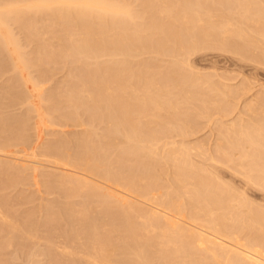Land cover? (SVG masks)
I'll use <instances>...</instances> for the list:
<instances>
[{
  "label": "bare ground",
  "instance_id": "obj_1",
  "mask_svg": "<svg viewBox=\"0 0 264 264\" xmlns=\"http://www.w3.org/2000/svg\"><path fill=\"white\" fill-rule=\"evenodd\" d=\"M130 1H133V0H129V1L128 0H0V48L3 47L7 52H8L9 45H11V48H12L14 44L17 48H19L18 43H16L17 41L16 42L11 41L10 37H8L7 33L5 32L9 28V25H10L9 21L19 24L20 27L25 29L26 31L27 30L30 31L28 28H31L32 25L35 23L33 16L35 18L37 16H39V18L42 17L41 19L45 17L47 20V23L52 24V25L54 24V26L58 25L60 27V28L58 27L60 29L59 31L60 35L54 36L55 35L54 34L53 35L54 37L52 38V39H55V42L57 45H54L50 42H49L50 44L45 43L43 41L44 42L43 45L40 44L41 46H36L35 48L38 47V50H39V47H41V51L38 52V54L40 55L38 58L44 56L42 59H44L45 61H52V60H57L65 56L66 58L69 59L72 65L76 66L74 68H77V70H79L76 74L73 73L74 75L70 73L73 75L72 79L74 80L75 83L72 81L74 84L69 83L66 89H65L66 85L64 86V88L61 87L63 88V90L60 91L62 92L61 93L62 96H60L61 94L57 95L55 91L54 93L52 92L54 94L53 96L55 97L60 96L59 99L61 100L62 98L64 100V102H62L61 100L60 103H66V107L69 110V112H67V115L64 112L62 119H66V122L68 118H69V121L70 120L73 121V116L74 117L76 116L72 115L71 111H74V114L78 113V115H80L83 112L81 116L85 114V116L88 117L87 120L90 118V120H88L89 122L92 120L93 123L100 122L102 123V125L105 123L106 128L104 129V133L101 134V131H102L101 130L100 131L101 135L99 134L98 136V134L96 135L93 133L94 130L90 132V130L92 129L85 131L88 121L80 120V122L85 121L84 124L86 126L85 128L83 127L85 132L84 134H81L82 137L79 136L80 138H82L81 140L79 139V137L75 138L77 139V141L78 140L80 141L79 144L78 142L75 141L77 143V146H73V145H76V144H73L72 145L73 147L72 146L70 147L71 143L68 142L69 150L71 148H74V150L71 149L70 152H68L65 149V147L67 146L66 145L67 143H65V145L60 144L61 142H64L65 139L64 141L59 140L58 141L59 144L56 141L55 143H53L54 145H56L57 143L58 147L57 146L54 147V145L51 147L50 145V148H49L50 150L48 148L45 149V150L47 149L49 150V151L47 150V155L51 153L48 156H52L51 158L54 159L57 164L63 166V168L67 167L69 169L68 172L65 171L67 173V176L63 173V175H65L66 178L63 179V177L60 175L59 176L61 178L57 176H56L57 178L53 177V180H56L54 181L57 184L56 186H59L60 188L61 187L63 188L66 186L68 188V189L64 188L66 191L68 190V192L70 191L73 194L74 193H78V195L80 194V196L83 197L85 200V203L81 204V206L86 204V207H87V204L88 205L95 204L97 207H99V209L101 208L100 210H98L97 213H99V211L104 212V210L105 211L107 210V214H108L109 212L108 210H111L112 212L110 211V213L108 214L110 219H107V218L106 219L110 221L112 220V222L116 221L114 223L118 225L120 224L123 227L122 230L125 233V237L122 236L123 238L121 239L117 238L118 241L117 240L113 241L111 240V238H109V234L103 235L102 234L103 232L100 233L98 230V225H96V223H98L99 220L97 219L96 221L95 218L99 217L100 219V216L102 215L103 212H101L100 216L98 214L95 218L93 217L95 221L93 220V218L92 220L90 218V221H89V218H87V216L86 217L84 216L85 218H82L79 221L82 222V227H84V229L82 230L83 233L81 232L82 236H85L87 238L88 244L86 245L81 244L82 246H79V248L80 247L82 248V250H80V253H81L80 255H82L81 257L87 262V264H264V209L262 210L260 207H256L257 204H258L257 206H260V203H257V204L255 203V207L252 205V203L251 204L248 203V201L246 200L247 195L244 196L243 192L235 193L233 191H236V190L228 189V186H225L227 184L224 180L223 182H225V185H223L224 184L223 182H220V180H218L219 178H218L217 173H214L215 175L212 173L213 180H215L216 178L217 183L220 182L219 185H221L222 183L224 188L222 186L218 187L217 186L218 184H215L216 181L212 180L211 181L212 183H211L208 180V178L212 175L209 173L210 176L208 175L209 177L207 178L208 172L206 170V166L204 165L203 167V170L204 168L206 170L204 171V173L206 172L205 173L206 175H205L204 173H202L203 171L202 169L200 172L199 171L200 169L197 170L198 168H195L196 166L193 165L192 162L194 161L190 159L191 152L189 154V151H191L190 150L191 147H188L189 149H187L185 147V144H180L178 146V144L175 145L173 142H172L173 144L170 143L171 141L170 142L168 141V143L165 142L164 143L165 145L163 144L162 141H165V140H162V139L163 138L167 139L168 137L170 139L171 138L170 136L173 132H174L173 134L177 133V136H182L184 138L187 132L192 128V125L189 126V122L191 124V121L193 120L188 121V118H187L189 116L188 114H187L188 115L187 117H186V114H184L185 117L179 120V113H178L179 109H178V106L176 105L181 106L180 101L179 102L175 101L174 104L172 101H169L170 100L169 97L171 96V95L169 96V92H167L169 97L168 96H167L168 98L165 97V99L167 98V100L166 102H164L163 100L164 98L161 97L160 95L166 96L167 93L162 94L163 93L162 92L161 94H158V92L157 93L155 92V89L152 90V87H155L156 76H158L159 73H160L159 75H162V74L161 72H159L154 77V75H152L153 73H151L153 72V70H151L152 68H150L151 63L148 64L147 61L146 63L143 61H142L143 63H140L141 62L140 61L139 62L140 64H138V66L136 67L133 66L135 64L132 65L133 67L130 64L131 62L130 58H133L135 53H136L135 55H137L139 53L142 54V53L148 52L146 54L150 55V52H153L154 54L158 53L159 55L160 54L159 52H162L163 54L164 53H166L167 55L169 54L168 56H171V60H172L173 59L172 56L174 54L178 55L179 53H181L182 57L183 55L184 56L186 55L187 57L189 54L192 55L193 53H195V51H198V50L200 51L203 49L207 50L206 47L214 48V47L219 46L218 49L220 47H223L224 48L223 50L227 51L225 49L227 48L230 51V49H234L237 45H239L237 43L242 42V41L246 42V40L250 38L248 36L249 35L248 33H250L251 30L250 28H248L247 24H246L247 25L246 29H249L250 31L248 30L249 31L248 32L246 31V29L244 30L243 28L245 27V24L243 26L242 25L243 23L247 22L250 25V22H251V25L252 24L256 25L261 21V19L262 21L264 20V18H262L264 17V13H261L262 11H264L263 9L264 7L262 8L260 7L261 10L263 9L261 12L259 11L260 9L256 10L257 8L252 4L256 2V0L254 1L252 0L251 4H249L250 0H135V2H131V3ZM259 1H261V3ZM259 1L257 4L256 3L255 4L262 6V0H259ZM135 4L137 5L135 6ZM132 5H134L135 8ZM263 6H264V2H263ZM253 7H255V10L257 12L254 10H253L254 12H252L251 9ZM31 13L33 14L30 15ZM236 19L239 25L238 27L234 23L236 22ZM7 24H9L8 28H7ZM263 24H264V21L262 22V26ZM241 25L243 27H240ZM253 25L252 27H254ZM260 26H261V22L258 25L257 29H259ZM262 26L261 28L264 27ZM256 27L257 26H255L254 27L255 30L252 31V33L255 32L254 33L255 35H256V32L257 34H259L261 30L260 28L259 32L256 31ZM32 28L35 29L34 25ZM251 29L253 30V28ZM263 30L264 29H262V31ZM9 31L11 32V30ZM35 33L33 34L31 33V34L35 35ZM36 34L40 35V33H36ZM260 34L258 37L263 39V37L261 36H263L264 34H262L261 36ZM247 36L248 38H246ZM13 39L15 40V38ZM250 39L247 41L248 43L251 42ZM40 40L41 39L38 38V41ZM251 40L253 42V39ZM246 43H245L246 46L249 45ZM243 47H245L244 44H243ZM251 47L255 48V43H254V47L252 46V43H251ZM238 48L237 47L235 48L236 50L235 52H233V54L236 53ZM239 49H242V48H239ZM239 49H238V52L241 51ZM243 49H245L246 51V47ZM155 50H157L156 51L157 53L155 52ZM229 51H227V53ZM248 52L249 50L243 53L247 54ZM229 53H232V51ZM140 54L138 55L139 57H140ZM236 54L240 55L238 53ZM35 56L34 57L32 56V57L35 58ZM261 56H264V55L261 54ZM23 57H26V56H22V57L20 56L18 60L20 59L21 61L22 59L21 62L22 64H24V66H26L27 63L28 64L31 63V61L33 60V58L32 60L28 59L29 57L26 58L25 60V58ZM150 57L152 56L150 55ZM7 58L9 59V57ZM100 59L101 60L103 59V60L101 61ZM11 61L12 60H10L9 62ZM34 61L36 62V59ZM150 61L152 62L153 59L151 60L150 58ZM173 62H175V60ZM15 63L16 62H14L13 64L15 65ZM14 65H13V68L15 67V69L13 71L16 72L15 70L18 65L17 66H14ZM174 65L175 64H173V67H175ZM50 71L52 70L50 69ZM155 71L156 70H154V73H156L158 70L156 72ZM171 72L169 76L167 74L168 71H166V73L163 74L164 77H162V79L163 78L167 79V82L170 84L169 86H173V87H176L177 89L178 88L181 89V92L183 91V96H182L183 98L181 97L183 100L188 95V93H191L192 95L194 91L196 92V94L194 93V95H197L196 98L198 97V95L202 96L200 92H199L200 94L197 93L201 89L197 90V87H195L196 84L192 83L194 82L193 80L190 79L192 82L190 83V81H188L187 84H186L187 81L180 82V80L177 81L176 78L173 80L174 74L171 75ZM70 74H68V79L70 77ZM171 76H173L172 79L170 78ZM133 79H135L136 83H140L138 84V86L141 85L139 86L140 88H138L137 85L136 87L138 88L137 91L139 92H141L142 91L141 89H143L142 91L143 95H141L142 97H138L139 95L136 94L137 91L135 90L137 88L134 87L135 85L134 86L131 85V82ZM65 80H66V77H65ZM197 80L195 79L196 82ZM18 82L20 81L18 80ZM189 84H192V85L190 86ZM60 85H62V83ZM188 85L190 86L189 88L187 87ZM19 87H21V85L18 86V88ZM162 87L165 88L164 86H160L159 88L156 89V91H159V89L162 91L161 89ZM194 87L196 88V90L194 89ZM132 89L135 91H131L132 94L129 92V94L127 95L128 91ZM191 89L194 91H191ZM228 89L229 88H227V91L228 93H230L229 91L231 90L230 89L228 90ZM6 91H8V89ZM153 91L155 92V94L153 93ZM178 91H177V95L179 94ZM184 92L187 93V95L185 94L184 96ZM23 93L21 92L20 96H22ZM2 94L4 95L5 93L2 92ZM191 95H189L190 99L191 98L194 99L195 96L193 97L192 95L191 97ZM58 97H57V100H58ZM160 97L161 99L162 98L163 99L159 100ZM22 98L23 100L24 99L26 100L25 95L24 97L22 96ZM173 99H176V98L173 97ZM187 99L190 101L188 96H187ZM188 100H185V102L188 103ZM182 101L181 103L184 104V102ZM53 105L55 106V104ZM182 107L184 108V106ZM63 108H61V111ZM186 109L188 110V107ZM55 110H58V109H55ZM161 110H164V113L167 112V116L169 117L167 120L166 119L161 120L160 118L157 119L156 117L157 112L159 111L161 112ZM220 110H222L221 107H220ZM174 112H177L178 116L174 114ZM70 113L72 116L71 115L68 116ZM28 115L26 116V119H28L27 118L29 117ZM60 115L62 114L60 113ZM173 115H174V118L177 117L176 120H174ZM184 115L180 114V116H184ZM66 116L68 118H66ZM81 116H79L78 119H80ZM70 117L72 119H70ZM153 118H156L154 122L152 121ZM189 118H192V117L190 116ZM74 119L77 120V118H74ZM144 119H149V120L145 121ZM177 119H178L179 124L176 122L178 125H175L174 123L175 121H177ZM75 120L74 122H77V124L80 123L78 120L77 121ZM63 121L65 122V120ZM154 123H156L157 125H152ZM10 124H13V123H10ZM21 124L22 123L20 122V125ZM260 124H258V126H260ZM262 124L264 125V122H262ZM7 125H6V128H7ZM81 125L82 123H80V126ZM242 125H243V129L245 130H243L241 127L239 129L235 128V130L236 129L239 130V131L236 130L238 131L239 134L236 133L237 134L236 136L230 135L231 137L234 136V137L239 138V140H236V138L235 139L231 138L228 141L224 140V137L228 132V129L227 130L225 129L226 132L224 134V137H222L221 139H222V142L224 141L226 144L223 143L222 145L223 146L226 145V147H229V150L226 147H225L226 150H223L225 148L219 143L218 147H220L219 145H221V148L218 150L216 149V150L217 151L220 150L221 152V149H222V152L220 153L221 156H219L218 160H216L210 157L212 156V154L211 155L207 154L210 157V159L209 157L207 158L209 159L207 161L211 160L210 163L213 161H214L213 163L215 162L222 163V160H223L227 162L228 164H230L232 161H235V160H232V157H233L231 156L232 152L230 154L231 149L233 150L237 149L239 152L238 148H240L241 153L240 154L238 153L240 156L237 155L238 156L237 158H239L238 159L239 161H235L236 163L238 162L237 163L238 167H235V169L239 168L240 166V170L245 173L246 179L244 177L243 179H245V181L248 182L246 184L250 185L249 183H251V184L258 186V188L260 187L261 190H264V155L263 154L261 155L259 153V150H261L264 153L263 151L264 150V130H262L264 126L260 128L261 130H256L257 127L256 126L254 127L253 125L250 124L255 129H252V127H250L249 125V128H248L249 130H247L248 124H246V127L244 124H241V126ZM16 127L20 128L19 125ZM240 129H242L243 132L242 130L240 131ZM232 131H234V129ZM16 132L15 134H17ZM96 132L97 131H95V133ZM230 132L228 133L230 134ZM234 132H232L231 134H234ZM2 134L4 135V132ZM230 136L226 135V137H228L226 139H229ZM9 137H11V135ZM70 138H73V137L71 136ZM234 140H236L237 142H234ZM171 145L173 146L171 147ZM0 146L2 147L0 148V152H1L3 151L1 150L3 149V146L1 143H0ZM165 146H167L168 148L163 150ZM244 146H248L249 149L248 147H246L247 149L245 150L247 151L242 152L241 150L242 149L244 150ZM159 148L160 150L162 148L161 151L164 153V155L163 153L160 155ZM250 148H251V151H249ZM111 149H113L112 150L113 154L111 152ZM114 149L116 151H114ZM45 150H44V153L46 152ZM109 150L112 156L115 155L114 157H112L110 153L108 155ZM157 152H159V154ZM108 156H111V158H113L114 161H112L113 159L109 160ZM222 156H223L222 160L219 161L220 160L219 158H221ZM106 160L108 161L110 165H108V163L105 162ZM103 162H105L106 164ZM112 163L114 165H112ZM164 164H167L165 166L169 165V168L171 169L170 173L173 174V176L171 177V181H170L171 183L170 185H168L170 189L168 187H164L163 189L166 190V193L165 194L158 193L159 196L162 195L164 199L159 200L160 198L158 196V199L153 201V197H154L153 194L155 193L156 190H158L157 188L160 185L159 182L162 179L161 176L164 174L166 175V172L165 173L163 172L165 170ZM222 165H225V164L222 163ZM225 166L227 167V165ZM35 168L37 169V167ZM165 168L168 169V167H165ZM167 169L165 171H167ZM211 169H208V170H211ZM235 169H234V173L236 171ZM215 171L216 170H214V172ZM237 171L236 173L240 174L238 173L240 171L238 172ZM69 173L70 175L68 176ZM230 173H233V171L231 172L230 170ZM160 174L162 175L160 176ZM200 174H204L206 177L203 175H201L203 176L201 177ZM159 176L161 179H159ZM167 177L168 175L166 176V178ZM168 179L170 178H167V180ZM209 179H212V178H209ZM213 182H215L214 185H213ZM241 183H244V182H241ZM183 184H185L186 186H184ZM164 185H166V182ZM254 185H251V186H254ZM64 189H63V192H64ZM167 189H169L170 191L169 190L167 191ZM109 192L110 194L112 192V194L110 195ZM182 193L184 195L187 194L185 196L187 197L185 198V200L187 199L186 201L184 200L182 201V199L184 198L183 197L184 195ZM81 194H83V196ZM128 194L141 197L145 201L147 200L150 203L155 202L154 205H152L154 208L152 210L149 209L150 211H148L145 208L147 211H143V210H136L132 208L131 204H130L131 206L129 205L130 207L128 205H127L128 207L125 206L126 205L125 201L127 200V204H128L127 198L130 197ZM181 194L183 196H181ZM73 196H76V194ZM77 197L79 198V196ZM123 201L125 205L123 204ZM111 204H113L114 207H112L113 205ZM89 206L92 207L93 205H89ZM75 207H76V204H75ZM84 208H85V205H84ZM84 208L81 207V211ZM95 209L96 208L94 207V211H96ZM87 211H90V210L85 209V212ZM70 212L68 211V215L70 214L69 218L72 216L71 215L72 213ZM75 213H76L75 215H78L77 212ZM82 214H83V211L80 214V216H82ZM89 215H92V214H89ZM136 215H138L139 217L140 216L143 217L142 219L140 217V219L143 221V224L140 223V225L138 224L136 225V224L131 223V220L137 217ZM104 216L105 215H103V217ZM6 218L7 216L5 217V219ZM86 218L88 220H86ZM64 220H66V218H64ZM103 220L101 222H103ZM73 223L75 224V222ZM11 225L13 226V224ZM111 225H113V223ZM72 227L74 228L75 226L73 225L70 227L71 231H73ZM149 228L152 229V230L150 229L151 231H153L152 234H148ZM113 229L115 231L116 228H113ZM155 229L158 230L159 234H156L157 230L155 232ZM78 231L80 230H77V232ZM108 232L110 233V230ZM142 232L143 234L145 233L147 235L142 237L141 235H139ZM120 234H123V233H120ZM25 235H28V234L25 233ZM66 236L64 238H66ZM33 238L34 237H31V239ZM68 238H71V237H68ZM77 239H78L77 241L75 240L76 242H78L79 240L81 241L80 235L79 237H77ZM70 242L71 241H69V245L72 244ZM61 247H64V246L61 245ZM69 247L71 248L72 246H69ZM70 248H69V251L71 250ZM74 248L76 249V247ZM62 249L66 250L65 252L68 251L67 246H65ZM58 250L62 251L61 249H58ZM74 250H71V252ZM65 252H64V255L67 254ZM85 261L82 263H85Z\"/></svg>",
  "mask_w": 264,
  "mask_h": 264
},
{
  "label": "rangeland",
  "instance_id": "obj_2",
  "mask_svg": "<svg viewBox=\"0 0 264 264\" xmlns=\"http://www.w3.org/2000/svg\"><path fill=\"white\" fill-rule=\"evenodd\" d=\"M258 1L256 0V2L252 3V0H250L249 4L252 3L257 8L256 10L260 9L259 11L261 12L264 9L263 8L261 10V8L264 7L263 6L264 0H262V6L256 5L258 3ZM131 2H135V0L130 1V3ZM259 2L261 3V1H259ZM137 4H135V6ZM132 6L134 7V5H132ZM257 6H259V7H257ZM255 7H253L251 9L252 12L256 11ZM261 13H264V11H262ZM32 14L33 13H31L30 15H32ZM33 18L35 20V23L38 24L39 26L34 23L33 25H34L35 29L32 28L33 27V25H32L31 28H28L30 31H28V30L26 31L25 29L21 28L19 24L13 23L12 21H9L10 23L9 22L8 23L10 25L7 24V28H8V25H9L10 29L8 28L7 31H5V32L7 33V36L10 37L11 41H13V42L17 41L16 43H18V47L19 48H17L14 44H13L12 48H11V45L8 46V52L3 47L2 48L5 51L2 48H0V52H1L0 53V101L2 102V103L0 102V104H1L0 105V127H1L0 128L1 129L0 130V143L3 146V149H1L3 151L0 152V202L3 203V204L0 203V264H72V263L73 264H85V263L87 264V262L81 257L82 255H80L81 254L80 250H82V248L81 247L79 248V246H82L81 244H85V245L88 244V241H87V238L85 236H82V233H83L82 230L84 229V227H82V222H80L79 220L82 219V218H85L87 216V218H89V221H90V218L92 220V218L93 217L95 218L98 214L100 216L101 212H103V211H101V212L99 211V213H97L98 210H100L101 208L99 209V207H97L95 204H89V205H93L92 207L87 204V207L89 206L91 208H89V207L87 208L86 204H84L85 205V208H84V205L81 206V204L85 203V200H84L83 197L80 196V194L79 195H78V193H74L73 194L70 191L68 192V190L66 191L64 189V188L68 189L66 186L63 187V188L62 187L60 188L59 186H56L57 184L54 182L56 180H53V177L57 178V177L62 176L63 179H64V178H66V176H67L66 172H68L69 169L67 167H66L67 169L65 167L63 168V166L57 164L55 162V160L51 158L52 156H48V155L51 154L50 153L51 151L49 152L50 154L47 155V150L50 148V145H51V147L54 145L53 143H55V141L59 144V142H58L59 140L60 141H64V139H65V141L61 142L60 144L65 145V143H67L66 147L68 149L65 146L64 147H65V149L68 152H70V150L71 149L74 150V148H71L69 150V143H71L70 147L73 144H76V145H73V146H77L76 142H78V144H79L80 141L79 140L77 141V139H75V138H78L79 136L82 137L81 134H84V132L86 130L92 129V130H90V132H92L94 130L93 133L96 134V135L98 134V136H99L100 131L102 130L101 134L104 133V129L106 127H105V123L102 125V123H100V122H94L93 123L92 120L89 122L88 120H90V118L87 120L88 117L85 116V114L83 116H81V114L83 112L80 115H78V113L75 112L76 114H74V111L70 110L72 115L76 116V117L73 116V121L72 120L69 121V118L67 116H66V118H68L67 122H66V119H62L63 115H64V112L67 115V112H69V110L66 107V103H60L61 100H62V102H64V100L62 98H61V100L59 99L60 96H62V94H61L62 92H60V91L63 90L65 85H66V87H65V89H66L67 85H69V83H71V84L75 83L74 80L72 79L73 78L72 76L74 74H76L79 70H77V68H74L76 66L72 65V63L69 61V59L66 58L65 56H63L62 58H59L60 60L57 59V60H52V61H45L44 59H42L44 56L38 58L40 56L38 54V52L41 51V47H39V50H38V47L37 48H35V47L43 45L44 42L45 43H49L50 42V43H52L54 45H57L56 42H55V39H52V38L54 36H56V35H60L59 34L60 33L59 32L60 31L59 28L60 27L58 25H55L56 26L55 27L54 24L52 25V24L47 23V20H46L45 17L43 19H41L42 17L39 18V16H37L35 18L33 16ZM262 18H264V17H262ZM253 19H255V18H253ZM36 20L39 21V22H37ZM259 21H260V19H259ZM263 21L261 19V21H260L261 22V26H262V22ZM40 22L42 23L43 26L41 25ZM260 22L258 24H256V25L252 24L254 27L257 26L256 27V31H258V32H259V30L261 28V26H260L259 29H257L258 25L260 24ZM234 23H235V25H237V27L239 26L238 23H237V19H236V22H234ZM244 24H245V27L243 29L245 30L247 28L246 26L248 25V28H250V30H251L250 31L249 29H246V31H248V30L250 31V33H248L249 34L248 36L250 38L252 37L251 39H253V42L255 41L254 42L255 43V48L251 47V43H252L253 47H254V43L252 42V40L250 38H248V36L246 38H248V40L250 39V41H251L250 43L247 42L248 40H246L247 43L242 41L244 46L246 47V51L249 50L248 53H250V54L243 53V52H246L245 49H243L245 47H243L242 42L238 41L239 43H237V44H239V45H237L236 47L237 48L238 47L242 48L243 51H242V49L238 48L241 51L238 52V49H237L236 53L240 54L241 56L237 55L236 53L233 54V52H235V50H236L235 49L236 47L234 49H230V51L227 48H225L229 52L232 51V53H229V52L227 53V51L223 50L224 49L223 47H220L222 49H220V48L218 49L219 46L218 47H214V48L213 47H206L207 50L203 49V50H200V51L199 50L195 51V53H193L192 55L191 54H189V55L187 54L188 55L187 57H186V55L185 56L183 55V57H185V58L182 57L181 53L178 54L179 57H178V55L174 54L172 56V58H173L172 60L173 61L175 60V62H176L175 63V62H173L171 60V56H168L169 54L168 55L166 53L163 54L162 52H159V50H158V52L161 54V55L160 54L158 55V53L156 52L157 50H155V52L157 54H154L153 52H150V55L152 57H150L149 54H146L148 52L142 53V54L139 53L140 57L138 56L139 54L135 55L136 54L135 53L134 57L130 58V61L132 62V63L130 62V64H131V66L133 64H135L133 66L136 67L140 63H143V62L146 63V61H147L148 64L151 63L150 64V68H152L151 70H153V72H151V73H153L152 75H154V77H155L156 74H158L159 72H161V74H162V75H159L160 74L159 73L158 76H156L155 87H152V90L155 89V92L156 93L158 92V94H161L162 92H163L162 94H164V93L166 94L167 92H169V96L171 95L170 97L168 96V93H167L166 96L165 95H160V96L164 98V99L162 98L164 100V102H166L168 97L170 99V100L169 99L168 100L172 101L173 104H174L175 101L176 102L180 101L181 106L180 105H176V106H178V109H179L178 110L179 120L183 119V117H185L184 114H186V117L189 115L187 117L188 121L193 120V121H191V124L189 122V126L192 125V128L190 127L191 129L187 132V134L185 135L184 138L182 136H177V133L173 134L174 133L173 132L171 134V136H170L171 137L170 139L168 137L167 139H165V138L162 139V140H165V141L161 140L163 142V144L165 142L168 143V141L169 142L171 141L170 143L173 142L175 145L178 144V146L180 144H185V147L187 149H189L188 147H191V149H190L191 151H189V154L191 152L190 159L192 161H194L192 163H193L194 166H196L195 168H198L197 170L200 169L199 171L201 172V169L203 170V167L205 165L206 166V170L208 172L207 173V178L210 176V174L212 175V173L213 174L217 173L218 178H219L218 180H220V182H223V180H224L226 182V184H227V185H225V182H223L224 183L223 185L228 186V189L236 190V191H233L235 193L236 192H238V193L243 192L244 196L245 195L248 196V197L246 196V198H247L246 200L248 201V203H250V204L252 203V205L254 207H255V203L256 204L260 203V206H257L258 205L257 204L256 207H260L263 210L264 207H262V206H264V201H263L264 200V190H261L260 187L258 188V186L254 185V184H251V183H249L250 185L246 184L248 182L245 181L246 176H245V173L240 170V166H239V168L235 169V167H238L237 166L238 162L236 163L235 161H239L238 160L239 158H237V157L240 156L239 155L241 153L240 152V148H238L239 152H238L237 149L236 150L235 149L234 150L231 149L230 154L232 152L231 156L235 157V158L232 157V160H235V161H232L230 164H228L227 162L222 160L223 156L221 158H219L220 159L219 161L222 160V163L227 165V167L225 165H222L221 162H219V163L217 162L218 164L215 162L216 163L215 164V163H213L214 161L211 162V163H210L211 160L207 161V160L210 159V157L218 160V157L221 156L220 153L222 152V149H221V152H220V150L219 151H217V150L221 148V145L223 143L226 144L224 141L222 142L221 138L224 137V134H225L227 129H228V132L232 131L233 129H234L235 132L232 131V132H234V134H231L232 132H230V134L227 132L226 135H228V136L235 135L236 136L237 135L236 133H238V131H239L238 129L240 127L243 129V125L241 126V124H244L245 127H246V124H248L247 125V130H249L248 129L249 125L250 124L253 125L254 123H256V124L253 125L254 127L255 126L257 127L256 130H261L260 128H262V126H264L262 124V122H264V56H261V54L264 55V40H263L264 39V35L261 36L262 34H264L263 33L264 30L262 31V29H264V27H263L264 24L262 26L263 28H261V30L259 32V34L262 33V34H260V36L263 37V39L258 37L259 34H257V32H256V35L254 34L255 32L252 33V31H254L255 28L252 27L251 22H250V25L247 22L243 23L242 25L244 26ZM242 25L240 27H243ZM45 26H47V27H45ZM39 28H41V29H39ZM52 28H54V29H52ZM251 28H253V30ZM31 29H33V30H31ZM9 30H11V32ZM23 30H25V31H23ZM37 30H39V31H37ZM9 32H10V34H9ZM12 32H13V34H12ZM35 32L36 33H40V35L36 34ZM31 33L32 34L35 33V35H32ZM30 34H31V36H30ZM13 38H15V40ZM38 38L41 39V40L38 41ZM51 41H53V42H51ZM236 41H237V39H236ZM245 43L249 44L250 46L249 45L246 46ZM241 45H242V47H241ZM30 46H31V48H30ZM25 47H27V48H25ZM208 48H209V50H208ZM215 48H217L218 50L215 49ZM29 49H31V50H29ZM240 52L243 53V54H241ZM29 54H30V56H29ZM1 55H3V56H1ZM19 55L21 57L22 56H26V57H23V58H25V60L28 57H29L28 59L32 60V58L35 55L36 56H35V58H33V60H32L33 62L31 61V63H29L30 65L27 63V65L25 64L26 66H24V64H22V62H21L22 59H21V61H20V59L18 60V58L20 57ZM165 55H166V57H165ZM7 57H9V59ZM181 57H182V59L184 61L181 59ZM150 58H151V60L153 59L152 62L150 61ZM35 59H36V62L34 61ZM37 59H39V60H37ZM10 60L16 62L15 65L13 64L14 62H12V61H11L12 63L9 62ZM155 61H157L158 63L155 62ZM166 62H167V64H166ZM45 63H46V65H45ZM168 63L170 65V67H169ZM12 64L14 66L18 65L16 70H15L16 72L13 71L15 69V67L13 68ZM173 64H175L174 65L175 67H173ZM176 64H177V66H176ZM158 65H159V67H158ZM53 68H54V70H53ZM70 68L72 69V71H71ZM174 68L177 69V70H175ZM50 69L52 71H50ZM169 69H171V70H169ZM154 70H156V71L158 70V71L157 72L155 71L156 73H154ZM166 71H168L167 74L169 76H170V72L172 71L171 75L174 74L173 80L176 78V80L177 81L180 80V82L181 81H187L186 84L188 83V81H190V83H191L192 82L191 80H193L194 82H192V83L196 84V85L195 84H193V85H195V87H197V90L201 89L197 93L198 94L201 93L202 96L198 95V97L196 98L197 95H194V93L196 94V92L194 90H192L193 89L192 88L191 91H194V93L192 92L193 93L192 94L193 97L195 96L194 99L193 98L190 99L189 95H191V93H188V95H187V93L184 92V96L186 94L188 96V98L190 99V101L187 99V96L183 100L182 99L183 98L182 97L183 96V91L181 92V89H179V88H178L179 89V91H178V89L176 87L169 86L170 84L167 82V79H165V78L162 79V77H164L163 74H165ZM173 71H174V73H173ZM70 73H72V74L74 73V74L72 75ZM68 74H70V77H69L70 80L68 79ZM65 77H66V80H65ZM172 77L173 76H171L170 78L172 79ZM195 79L196 80L200 79V80L199 81L197 80V82H196ZM18 80L20 82H18ZM130 81H129V83H130ZM165 82L168 84V86H167V84ZM205 82H207V83H205ZM61 83H62V85H60ZM156 83H158V84H156ZM138 84H140V83H136L135 79H133L132 82H131V85H133V86L135 85L134 86L135 88H137V87L140 88L139 86H141V85L138 86ZM20 85H21V87L18 88V86H20ZM136 85H137V87H136ZM159 85L160 86H164L166 88V90H165V88L162 87L161 88L162 91L160 89H159L160 92L156 91V89L160 87ZM189 85L191 86L192 84H189ZM189 85L187 86L188 88L190 87ZM7 86H8V88H7ZM11 87H12V89H11ZM61 87H63V88H61ZM134 87H133V89H134ZM171 87H173V88H171ZM195 87H194V89L196 90ZM6 88L8 89V91H6L7 90ZM138 88L135 89V90L137 91ZM227 88H229L231 90V91H229L230 93H228ZM133 89L128 91L127 95L129 94V92L131 93V91H135ZM141 90L143 91V89H141ZM163 90H165V91H163ZM20 91L22 93L23 92L25 93V94L23 93L26 96V100L24 99L25 101L22 98V96L24 97V95L22 94V96H20V94H21ZM54 91H55V93L57 95L61 94L59 97L55 94L58 97L59 101L57 100V97L53 96L54 95L53 94ZM142 91L141 92L137 91L138 93L136 92V94L139 95L138 97H142L141 96V95H143ZM177 91L179 92L178 95H177ZM2 92L5 93L6 95L5 94L3 95ZM155 92L153 91L154 94H155ZM139 93H141V94H139ZM180 93H182V94H180ZM192 95H191V97H192ZM5 96H6V98L8 97L7 100H6ZM51 96H53V97H51ZM178 96L180 97V99H179ZM161 97L159 98V100L161 99ZM165 97H167V98L165 99ZM173 97H175L177 100L173 99ZM21 100H22V102H21ZM185 100H188V103L185 102ZM181 101L184 102V104L185 103L186 104L185 105L182 104ZM201 102L202 103L204 102V103L202 104ZM53 104H55V106ZM177 104H179V103H177ZM61 105H63V106H61ZM182 106H184V108ZM187 107H188L189 111L186 109ZM220 107H221L222 110H220ZM61 108H63L65 111L63 109L61 111ZM55 109H58V110H55ZM59 109H60V111H59ZM81 111H79V112H81ZM184 111H186V112H184ZM191 111H192V113H191ZM197 111L200 112V113H202V112L203 113L200 114ZM60 113L62 115H60ZM71 113L68 116H70ZM178 113L174 112V114H176V115ZM164 114H166V115H164ZM180 114H183L184 116H180ZM27 115L29 116V117H27L28 119H26ZM79 116H81L80 119H78ZM164 116H165V118H164ZM190 116L192 118H189ZM58 117H59L60 120L58 119ZM156 117H157V119L160 118L161 120H164V119L167 120L169 118L167 116V112L164 113V110H161V112L160 111L157 112ZM162 117H163V119H162ZM180 117H182V118H180ZM74 118H77V120L79 122H80V120H87L88 121L87 122L88 123L87 126L84 124L85 121H83V122L81 121L80 123H82V125L80 126V123L77 124V122H74V120H75ZM173 118H174V115H173ZM176 118L177 117H175L174 120H176ZM70 119H72V118L70 117ZM26 120H28V121H26ZM63 120H65V122ZM77 120H75V121H77ZM144 120L146 121V120H149V119H144ZM155 120H156V118L152 119L153 122ZM259 121L261 122L262 125L260 124ZM20 122L22 123L21 125H20ZM70 122H72V123H70ZM176 122L179 124L178 119H177V121H175V123L173 122L175 125H178ZM10 123H13V124H10ZM91 123L94 126H92ZM96 123H98V124H96ZM258 124H260L261 127L258 126ZM6 125H7L8 129L6 128ZM18 125L20 126V128L16 127ZM88 125H90V126H88ZM97 125H98V127H97ZM152 125H157V124L154 123ZM251 125H250V127H252V129H255ZM85 126H86V129L84 131L83 127L85 128ZM235 128H238V129H236L238 131H236ZM6 129H7V131H6ZM219 129H221V130H219ZM242 129H240V131ZM243 130H245V129H243ZM243 130H242V132H243ZM262 130H264V127L262 128ZM1 131H2V133L4 132V135L1 133ZM95 131H97V132L95 133ZM15 132L17 134H15ZM88 133H89V131H88ZM10 135H11V137H9ZM226 135L224 137V140H226V141L230 140L231 138H233V139L236 138V140H239V138L234 137V136L233 137L230 136L229 139H226V138H228V137H226ZM71 136L73 138H70ZM84 136H86V135H84ZM80 137H79V139L81 140L82 138H80ZM2 138H3V140H2ZM22 140L25 141V142H23ZM236 140H234V142H237ZM57 143H56V145H54V147H56V146L58 147ZM161 143H160V145H161ZM219 143L221 144V145H219L220 147H218ZM163 144H162V146H163ZM172 146L173 145H171V147ZM159 147H161V146H159ZM192 147H193V149L195 151L192 149ZM223 147L225 148L226 145L223 146ZM246 147H248V146H244V150L242 149L241 151L242 152L247 151V150H245V149H247ZM0 148H2V147L0 146ZM46 148H48V149L45 150ZM167 148L168 147L165 146V148H163V150L167 149ZM226 148L229 150V147H226ZM226 148L223 149V150H226ZM157 149H158V147H157ZM248 149H249V147H248ZM261 149H262V147H261ZM44 150L46 151L45 153H44ZM112 150L113 149H111V152L113 154ZM161 150H162V148H161ZM161 150L159 148L160 155L163 153ZM114 151H116V150L114 149ZM249 151H251V148H250ZM260 151L261 150H259V153L261 155L262 154L264 155V153L262 151L261 152ZM159 152H157V153L159 154ZM109 153H110V150L108 151V155H109ZM205 154L206 155L207 154H209V155L212 154L213 157L212 156L209 157L208 155L206 156ZM110 155H111V153H110ZM160 155H158V156H160ZM163 155H164V153H163ZM111 156H108L109 160L113 159V158H111ZM114 156L115 155H113L112 157H114ZM208 157H209V159H207ZM112 161H114V159ZM112 161H110V162H112ZM29 162H31V163H29ZM105 162L108 163L107 160ZM105 162H103V163H105ZM232 163H234V164H232ZM108 165H110V164L108 163ZM112 165H114V164L112 163ZM165 165H167V164H164V166ZM214 166L217 167V168H215ZM231 166H233V167H231ZM33 167L34 168L37 167V169L36 168L34 169ZM165 167H168V169L165 168ZM165 167H164V169L165 170L167 169V171L164 170L163 172L164 173L166 172V175L162 172L164 174V175L160 174V176L162 175L161 176L162 179L159 176V179H161L159 184L160 185L162 184L161 185L162 189H161V187L159 185V187L157 188L158 190H156L155 193L153 194V196H154L153 197V201L158 199L159 194H161V193L165 194L166 190L163 189V188L164 187H168L169 188L168 185H170V183H171L170 181H171V177L173 176V174L170 173L171 169L169 168V165L165 166ZM208 169H211V170H208ZM218 169H219V171H218ZM234 169L236 171L238 169V171H240V172H238V171L237 172L240 173V174H237L236 171H235V173H236L235 174L234 173ZM206 170L204 168L202 173H204V171H206ZM214 170H216V171L214 172ZM230 170H231V172L233 171V173H230ZM219 172H220V174H219ZM241 172H242V174H241ZM63 173L66 176L63 175ZM204 174H200V176L201 175L205 176L206 174L205 175ZM69 175H70V173L68 174V176ZM167 175H168L167 178H170V179H168L169 181L166 178ZM169 175H170V177H169ZM239 175H241V176H239ZM203 176H201V177H203ZM243 177L245 179H243ZM209 178H212V179H209ZM209 178H208V180L211 182L213 180V175L210 176ZM239 178H240L241 181L239 180ZM164 180H165L167 186L164 185L165 184ZM213 181H216V178ZM220 182H218V183H217V181H216V183L213 182V185L215 183V184H218L217 185L218 187H220V186L223 187L222 183H221V185H219ZM241 182H244V183H241ZM183 185L186 186L185 184H183ZM251 185H254V186H251ZM55 187H57V188H55ZM63 189H64V192H63ZM169 189H167V191ZM60 190H62V191H60ZM72 194L73 195L76 194V196H73ZM109 194H110V192H109ZM111 194H112V192H111ZM182 194H181V196L184 195V194L183 195ZM64 195L66 196V198H65ZM70 195H72V196H70ZM81 195L83 196V194H81ZM128 195L130 196V197L127 198L128 199V204H127V200L125 201L126 205L124 204V201H123V204L125 206H127V205L129 206L131 204L132 208H134L136 210H143V211H147V210L150 211L149 209L152 210L154 208L152 205H154L155 202L154 203L151 202V203H153V204H151L150 202H148L147 200L145 201L141 197L133 196L131 194H128ZM186 195L183 196L184 198L182 199V201L183 200L184 201L187 200V199L185 200V198H187V197H185ZM77 196H79V198ZM252 196H253V198H252ZM161 197H162V195L159 196V198H160L159 200L164 199L163 197L162 198ZM119 199H121V198H119ZM121 200H123V199H121ZM75 204H76V207H75ZM78 204H80V205H78ZM111 205H113V204H111ZM81 207L84 208L82 210L83 211V214H82L83 217L80 216V214L82 213ZM94 207L96 208L95 209L96 211H94ZM112 207H114V205ZM85 209L86 210H90V211H87L88 212L87 213V212H85ZM64 211H66V212H64ZM68 211L69 212L71 211L70 213H72L71 214L72 216L70 218H69L70 214L68 215ZM108 211H109L108 212V214H109L111 210H108ZM75 212H77L78 215H75L76 214ZM85 213H86V215H85ZM65 214H66V216H65ZM89 214H92V215L94 214V215L92 216V215H89ZM108 214H107V210L106 211L104 210V212L100 216V219H99V217L95 218L96 221H97V219L99 220V222L96 223V225H98L99 232L100 233L103 232L102 233L103 235H108L109 234V238H111V240H113V241H116L117 238L121 239V238L125 237V233L122 230L123 227L120 224L118 225V224L114 223L116 221L112 222V220L111 221L107 220V219H110ZM73 215H74V217H73ZM103 215H105V216L103 217ZM6 216H7V218H6L7 220L5 219ZM63 216H65V217H63ZM136 216L139 217L138 215H136ZM137 217L133 218L131 220V223L132 224H136V225L137 224L140 225V223L143 224V221L141 220L143 217L140 216L141 219H140V217L139 218H137ZM64 218H66V220H64ZM87 218H86V220H88ZM94 218H93V220H94ZM49 219H50V221H49ZM60 219L61 220L63 219V220L61 221ZM67 219H68V221H67ZM73 219H74V221H73ZM77 220H78V222H77ZM102 220H103V222H101ZM12 222H14V223H12ZM73 222H75V224ZM76 223L78 225L80 223V225L78 226ZM112 223H113V225H111ZM11 224H13V226ZM71 224H73L75 226L74 228L72 227V230L74 232L70 230V227L73 226ZM60 225H61V227H60ZM101 225H103V226H101ZM118 226H120L121 228L118 227ZM104 227H106V228H104ZM11 228H13V229H11ZM113 228H116L115 231H114ZM107 229L110 230V233L108 232L109 230H107ZM150 229L151 228H149L148 234H152L153 233V231H151L152 229L151 230ZM77 230H80V231L77 232ZM116 230H118V231H116ZM156 230L157 229H155V232H156ZM158 230H159V228H158ZM158 230H157L156 234H159ZM60 231H62V232H60ZM25 233L28 234V235H25ZM63 233H64L65 236L67 235L66 238H64L65 236L63 235ZM120 233H123V234H120ZM73 234L74 235L76 234L77 236L76 235L74 236ZM79 235H80L81 241L79 240L78 242H76L78 240L77 237H79ZM139 235L144 237L147 234H145V233L143 234V232H142ZM25 236H27V237H25ZM31 237H34V238L36 237V238L35 239L34 238L31 239ZM68 237H71V238H68ZM27 238H28V240H27ZM37 239L40 240V241H38ZM65 239H67V240H65ZM73 239H74V241H73ZM45 241H47V242H45ZM69 241H71L70 243H72L74 245H72V244L69 245ZM86 241H87V243H86ZM48 242H49V244H48ZM82 242H84V243H82ZM61 245H63L64 247L67 246L68 247V249H67L68 251L65 252L66 250L62 249L64 247H61ZM68 245L72 246L73 248L72 247L70 248ZM74 247H76V249ZM69 248L71 250L75 249L74 250L75 252L74 251L71 252V250L69 251ZM58 249H61L62 251H60ZM61 252H63V253H61ZM64 252L67 253V254L64 255ZM73 253H75V254H73ZM77 253H78V255H77ZM29 254H30V256H29ZM59 254L60 255L62 254V255L60 256ZM33 261H34V263H33ZM65 261H66V263H65ZM84 261H85V263H82Z\"/></svg>",
  "mask_w": 264,
  "mask_h": 264
}]
</instances>
